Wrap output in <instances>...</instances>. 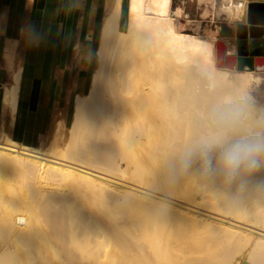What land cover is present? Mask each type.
I'll return each mask as SVG.
<instances>
[{"label": "bare ground", "instance_id": "bare-ground-1", "mask_svg": "<svg viewBox=\"0 0 264 264\" xmlns=\"http://www.w3.org/2000/svg\"><path fill=\"white\" fill-rule=\"evenodd\" d=\"M122 3L61 139L55 128L46 144L20 71L2 93L13 121L0 125V264H264V164L228 174L218 150L184 159L218 137L262 141L250 89L264 57L227 67L228 41L181 30V4L130 0L123 25Z\"/></svg>", "mask_w": 264, "mask_h": 264}, {"label": "crops", "instance_id": "crops-1", "mask_svg": "<svg viewBox=\"0 0 264 264\" xmlns=\"http://www.w3.org/2000/svg\"><path fill=\"white\" fill-rule=\"evenodd\" d=\"M110 1L1 0L0 125L11 122L2 93L20 71L41 99V135L52 138L65 130L74 96L89 90Z\"/></svg>", "mask_w": 264, "mask_h": 264}, {"label": "rangeland", "instance_id": "rangeland-1", "mask_svg": "<svg viewBox=\"0 0 264 264\" xmlns=\"http://www.w3.org/2000/svg\"><path fill=\"white\" fill-rule=\"evenodd\" d=\"M251 1L253 0H211V4H208V3L201 4V0H173V3H174L173 5L177 6L181 4L184 7V10L186 12L181 18L177 20L178 24H180L179 26H181L180 27L181 30L193 32L197 34H199V31H200L201 32L200 34L202 35L210 33V32L211 34L215 33L218 36L217 39L219 38L226 39L230 47H233L234 49L239 51L241 50L243 45L247 48L250 45V43L254 45L258 43V41H254L253 38L240 39L237 37V33H236L238 25L240 23L247 22V10H248V5ZM110 4H111V1L108 3L107 15L110 10V6H111ZM122 6H123L122 22L124 25L125 22L127 23L126 19L129 18L130 16L129 14H131L130 13L131 12L130 0H123ZM212 6L214 9L212 8ZM207 8H209L208 9L209 14L207 16H204L203 13L206 11ZM226 8L227 9L233 8V10H235V13H233V15L231 16L228 13V10ZM97 59H98V53H97ZM97 65L98 63H96L95 69ZM218 66H222V65H218ZM261 74H262V80L256 83L253 87H251L250 96H252L251 102L254 106H256V111L258 109L257 113L259 115L261 114L263 117L264 116V68L263 70H261ZM12 121L13 119L11 117V122ZM261 134H263L261 137H262V141H264V128L262 129ZM59 136L61 139L62 133H59ZM3 138H4V134L1 133L0 131V141ZM52 138H50L49 136L46 137V141L48 140L46 144H48L50 142L49 140ZM149 158L151 157L144 156L141 158V160L144 162L146 167H150L151 165H153V161H151L152 159L150 160ZM148 159L152 163H150ZM132 160H135V157L134 159L133 157L132 159L129 157L124 158V163L126 166H128L129 169L134 167V164L130 162ZM136 161L134 162L136 163ZM129 169L127 171L130 173H127V175L129 174L130 178L134 177V173H135L134 171H136L135 170L136 167L132 169L131 171H129ZM145 174L146 172L144 173V175ZM148 176L149 177L151 176V179L153 177L151 173L148 174ZM148 176L145 175L146 178ZM149 177L146 179L147 181L148 179L150 180ZM197 209H202V208L197 207ZM196 253L198 254V252ZM196 253L195 255H197ZM198 255H200V253Z\"/></svg>", "mask_w": 264, "mask_h": 264}, {"label": "clouds", "instance_id": "clouds-1", "mask_svg": "<svg viewBox=\"0 0 264 264\" xmlns=\"http://www.w3.org/2000/svg\"><path fill=\"white\" fill-rule=\"evenodd\" d=\"M197 150L199 155L205 159L210 151L218 150V164L228 174H233L240 169L251 170L258 163L264 164V141L244 138L230 141L227 138L218 137L212 142L202 143L198 149L190 150L185 154L184 159L187 161Z\"/></svg>", "mask_w": 264, "mask_h": 264}, {"label": "water", "instance_id": "water-1", "mask_svg": "<svg viewBox=\"0 0 264 264\" xmlns=\"http://www.w3.org/2000/svg\"><path fill=\"white\" fill-rule=\"evenodd\" d=\"M237 37L240 39L247 38H264V1L253 0L248 5L247 22L240 23L237 27ZM232 49V51L230 50ZM226 59L219 57L218 62L227 67H235V62L238 60L237 67L243 68V60L255 67L256 60L259 57H264V40L254 49L250 50L244 45L241 50L237 51L229 46Z\"/></svg>", "mask_w": 264, "mask_h": 264}, {"label": "flooded vegetation", "instance_id": "flooded-vegetation-1", "mask_svg": "<svg viewBox=\"0 0 264 264\" xmlns=\"http://www.w3.org/2000/svg\"><path fill=\"white\" fill-rule=\"evenodd\" d=\"M261 42H262V41H258V43L255 44V45L250 43V45H249L247 48H249L250 50H252V49H254L255 47H257ZM241 44H242V43H241Z\"/></svg>", "mask_w": 264, "mask_h": 264}]
</instances>
